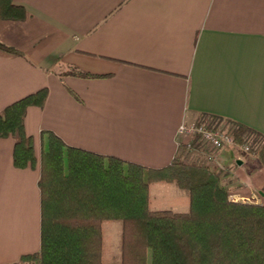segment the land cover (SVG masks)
<instances>
[{
    "label": "crops",
    "instance_id": "obj_1",
    "mask_svg": "<svg viewBox=\"0 0 264 264\" xmlns=\"http://www.w3.org/2000/svg\"><path fill=\"white\" fill-rule=\"evenodd\" d=\"M13 1L28 15L0 19V42L19 51L0 49V111L48 88L25 118L38 157L44 130L151 168L191 153L178 143L183 122L208 116L264 136V0ZM14 144L0 138V264H27L41 246L40 166L16 167ZM231 154L242 163L224 181L264 199L258 153Z\"/></svg>",
    "mask_w": 264,
    "mask_h": 264
},
{
    "label": "trees",
    "instance_id": "obj_2",
    "mask_svg": "<svg viewBox=\"0 0 264 264\" xmlns=\"http://www.w3.org/2000/svg\"><path fill=\"white\" fill-rule=\"evenodd\" d=\"M27 15L13 0H0V19ZM0 49L19 53L1 42ZM70 70L76 76H100ZM48 94L43 87L0 111V138L15 139L14 165L40 166L41 246L21 261L105 264L103 224L118 220L119 264H264V203L232 199L226 171L203 159L175 157L165 167L151 168L68 145L51 130L41 133L38 157L25 118L28 108L42 107ZM234 131L237 144L248 143L264 164V136L239 124ZM158 181L186 190L188 210L153 208L151 185Z\"/></svg>",
    "mask_w": 264,
    "mask_h": 264
},
{
    "label": "rangeland",
    "instance_id": "obj_3",
    "mask_svg": "<svg viewBox=\"0 0 264 264\" xmlns=\"http://www.w3.org/2000/svg\"><path fill=\"white\" fill-rule=\"evenodd\" d=\"M206 118H209L206 116ZM211 119V118H209ZM230 127V126H229ZM233 148L230 146H226L223 149L221 160L226 164L229 165H237L236 157H232L231 150ZM189 151V150H188ZM190 152V151H189ZM199 153L191 152L187 156L179 153L178 156L184 160L185 162H193L198 159L202 160L203 156ZM177 156V157H178ZM232 157V158H231ZM229 159H231L229 161ZM204 160V159H203ZM205 161V160H204ZM206 162V161H205ZM230 162V163H229ZM207 163V162H206ZM208 165H211L207 163ZM247 166V164H245ZM213 167V165H211ZM215 167V166H214ZM213 167V168H214ZM216 168V167H215ZM223 172L226 171V175H228L231 171L230 169L222 170ZM225 175V176H226ZM232 187V186H231ZM264 190V189H263ZM232 195L244 197L245 200L248 198V201L257 202V197L253 199L252 195H242L239 193L237 189H232L230 192ZM188 195L187 191L177 186L175 183H168L164 181H158L152 184L151 186V195H152V206L153 208H174L176 211H184L188 210V206L186 209H179L181 207H173L174 205H179L174 202L175 196H183ZM260 197V194H257ZM262 198V197H261ZM261 203H264V199L260 200ZM169 204H174L169 205ZM104 227V241H103V261L105 264H119L121 262V241H122V224L121 221L114 220V221H105L103 224ZM24 262V261H23ZM27 264H39L38 262L33 261H25ZM26 264V263H22Z\"/></svg>",
    "mask_w": 264,
    "mask_h": 264
},
{
    "label": "built area",
    "instance_id": "obj_4",
    "mask_svg": "<svg viewBox=\"0 0 264 264\" xmlns=\"http://www.w3.org/2000/svg\"><path fill=\"white\" fill-rule=\"evenodd\" d=\"M177 134L180 146H183L190 152L201 154L207 163L221 170L229 169L221 160L224 147H233L241 153L251 152L248 143L243 145L237 144L235 131L232 127L224 125L215 126L209 118L203 119L200 122H183ZM231 198L234 200H245L244 197L232 194ZM246 199L249 200L248 198Z\"/></svg>",
    "mask_w": 264,
    "mask_h": 264
},
{
    "label": "water",
    "instance_id": "obj_5",
    "mask_svg": "<svg viewBox=\"0 0 264 264\" xmlns=\"http://www.w3.org/2000/svg\"><path fill=\"white\" fill-rule=\"evenodd\" d=\"M237 162H238L239 164H241V163H242V160H241V159H238Z\"/></svg>",
    "mask_w": 264,
    "mask_h": 264
}]
</instances>
